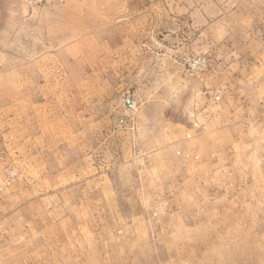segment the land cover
<instances>
[{"label": "rangeland", "instance_id": "374dc122", "mask_svg": "<svg viewBox=\"0 0 264 264\" xmlns=\"http://www.w3.org/2000/svg\"><path fill=\"white\" fill-rule=\"evenodd\" d=\"M0 264H264V0H0Z\"/></svg>", "mask_w": 264, "mask_h": 264}, {"label": "crops", "instance_id": "0c3cea01", "mask_svg": "<svg viewBox=\"0 0 264 264\" xmlns=\"http://www.w3.org/2000/svg\"><path fill=\"white\" fill-rule=\"evenodd\" d=\"M102 131L101 130H97V131H91V130H78V131H76L75 133H73L76 137H82V138H84V137H92V138H99L100 136H103L102 135V133H101ZM110 133V132H109ZM117 135H119V134H117V133H115V134H108V135H106L108 138L109 137H114V136H117ZM77 147H78V145H77ZM79 148V147H78ZM77 151V150H76ZM79 152V155H78V160L80 159V161H82V163L84 162V159H83V156H84V154L83 155H81L82 154V152H84V150H81V151H78ZM91 152L93 153L94 151L91 149ZM86 154V153H85ZM79 161V162H80ZM81 163V162H80ZM87 165V164H86ZM92 168V167H91ZM94 168V167H93Z\"/></svg>", "mask_w": 264, "mask_h": 264}, {"label": "water", "instance_id": "95a60500", "mask_svg": "<svg viewBox=\"0 0 264 264\" xmlns=\"http://www.w3.org/2000/svg\"><path fill=\"white\" fill-rule=\"evenodd\" d=\"M124 106L128 109V110H132L134 108V104L132 103L131 99L128 98L125 100L124 102Z\"/></svg>", "mask_w": 264, "mask_h": 264}]
</instances>
